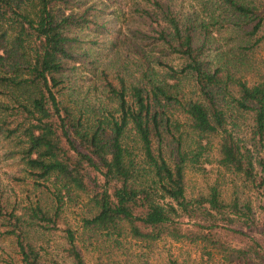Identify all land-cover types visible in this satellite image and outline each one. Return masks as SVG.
Masks as SVG:
<instances>
[{
  "label": "trees",
  "instance_id": "1",
  "mask_svg": "<svg viewBox=\"0 0 264 264\" xmlns=\"http://www.w3.org/2000/svg\"><path fill=\"white\" fill-rule=\"evenodd\" d=\"M121 1L0 0V137L38 192L11 203L0 190L14 264H44L43 242L57 231L54 264H89L79 242L94 236L264 264V55L241 64L264 51V0H125L134 41L103 18L109 7L123 14ZM119 41L134 54L131 71L91 51ZM211 162L239 184L192 194L187 174ZM72 202L82 211L74 228Z\"/></svg>",
  "mask_w": 264,
  "mask_h": 264
},
{
  "label": "rangeland",
  "instance_id": "2",
  "mask_svg": "<svg viewBox=\"0 0 264 264\" xmlns=\"http://www.w3.org/2000/svg\"><path fill=\"white\" fill-rule=\"evenodd\" d=\"M125 0L120 3L123 14L117 15V7H109L106 12L114 10L113 14L107 13L103 15V18L109 20L110 29H115V37L118 34H124L123 38H128L131 41L137 39L131 34L130 30L125 28L124 25L128 21V16L125 13L126 7L123 6ZM117 3V2H116ZM114 3V4H116ZM128 29V30H127ZM91 35V34H90ZM89 35V36H90ZM122 38V39H123ZM107 47L103 48V51H97L93 48L91 51L94 54H98L99 60L102 66L107 67L110 70L124 71L125 68L132 70L131 59L132 51L129 48V52L122 51L124 48L121 46L120 41L111 47L110 42H106ZM90 46V45H89ZM88 47V46H87ZM144 53L155 56L166 62L167 64L176 68L179 64V60L175 56H169L163 58L158 51L143 48ZM122 51V52H121ZM264 55L262 48L256 50L254 55L247 54L244 59L241 60L242 69H247L246 63H253L254 66H258V60ZM248 73L245 75L249 76ZM183 91L188 94L192 89V83L186 81L182 86ZM153 141L154 138H152ZM16 148L11 143L0 137V190L6 197L8 202H27L33 201L37 195V190L31 183L30 179L26 177L23 171V165L19 161V156L15 152ZM259 156L264 159V147L259 152ZM205 174L200 172H190L187 174V188L192 194L197 193L206 187L207 184H211L216 181L221 188L231 190L232 184H239L238 178L231 174L224 172V170L216 167L214 162L211 164H205ZM80 204L72 202L69 204V210L66 213V218L72 228L76 227L79 223V215H81ZM2 227L0 226V231ZM59 231L52 233L43 242V263L54 264L53 260H57L61 263L62 252L60 244ZM85 245H81V250L84 253L89 264H98L100 261H118L119 264H165L167 258L172 257L176 259L180 264H216L215 262H208L204 259L201 260L199 253L190 245L182 243H173L167 240L157 241L151 245L150 248L145 247L143 243L132 241L129 239L121 238L118 243H113L110 239H103L101 236H94L90 240L85 239ZM17 261V255L10 238L0 234V264H14Z\"/></svg>",
  "mask_w": 264,
  "mask_h": 264
}]
</instances>
